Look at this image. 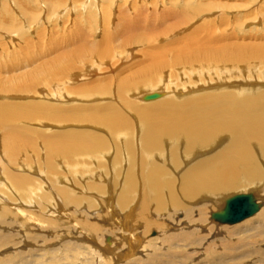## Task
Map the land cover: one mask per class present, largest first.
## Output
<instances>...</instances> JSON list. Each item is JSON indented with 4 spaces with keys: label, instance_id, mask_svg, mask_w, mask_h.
<instances>
[{
    "label": "rangeland",
    "instance_id": "374dc122",
    "mask_svg": "<svg viewBox=\"0 0 264 264\" xmlns=\"http://www.w3.org/2000/svg\"><path fill=\"white\" fill-rule=\"evenodd\" d=\"M125 1L117 0L113 7V0H110V4L105 0H99V3L91 0L90 5H88V0H0V115L12 116L6 123H0L2 126L0 127V174L2 171L14 175L20 174L38 180L44 185L43 191H39V194L31 199L34 205H26V207L14 201V203L11 201L6 203L4 198L11 199L0 189L2 191L0 196L4 199L3 201L0 197V201H3L0 202V217L1 211L4 210L2 208H10L11 211L24 208L32 212L36 210V213L45 216L46 220L56 222V229H53V225L52 228L46 229L45 225L39 226L35 222L24 224L23 221L28 217L25 216L18 219L16 225L12 223L11 226H0V264H106L110 262L105 252L103 255L106 247L113 250L114 254L121 255L133 242L138 243L139 239L141 243L136 252L138 254L135 253V255L144 259L153 252L149 251L150 249L145 251L143 248L145 242L151 237L160 236L161 230L154 229L144 234L143 223L134 225L135 219L131 218V211L135 208V204L124 212L115 208L113 202L122 191L123 176L129 168H133V165L124 162L116 165V157L120 155L116 145L118 134L111 132L107 127L111 122L104 123L103 120L98 121L94 117L103 113L102 109L106 110L107 106L114 105L115 108L122 110V116L129 121L128 129L132 135L137 131V122L132 113L125 109L123 102L129 100L140 106L150 105L145 103L144 98L151 94H148V91L142 92L147 86L152 90L162 87L156 100H160L159 97L161 100H177V98L188 96L194 97L193 95L196 97L205 94L213 95V93L219 94L223 91H234L237 87L264 90V61L255 54L257 49L264 48V0H198V4L194 0H142V3L137 0H127L128 5L124 4ZM189 1L197 7L194 12L183 9L182 3ZM176 3L178 6H172ZM98 8L102 14L101 18L97 12ZM131 18L144 19V28L134 25L137 29L134 30L132 27L133 29L128 30L124 21ZM159 18L163 19L160 25L153 24L155 21L158 23L156 19ZM133 20H130L131 25ZM105 21L106 23L110 21L117 29L115 33L110 30L111 28L104 27L103 29ZM142 21L139 23H143ZM207 22H213V28L199 27ZM236 23L242 27H238ZM197 27L199 29L195 30ZM146 33L154 37L150 38L152 42L146 45L137 43L141 38L139 36ZM221 33L231 34L232 38L218 42H214L215 38L210 39L206 47L215 48L214 46L218 47L228 43L235 48H247L242 55H239L243 58L242 60L230 61L228 59L225 61V66L232 71L229 76L219 75V72L216 74L217 71L211 74L210 71H204L197 66L199 72L203 73L191 75L196 70L191 69L194 65L169 66L168 62L174 61L176 52L174 48L175 50L172 49L174 53H168L170 46L167 44L171 41L197 44L200 40L207 41L206 38L209 35L211 38L217 35V40H219ZM164 36L165 40L162 39ZM172 50L170 52H173ZM159 53L163 55L160 65L164 68L163 64L166 63V67L160 71H153L150 66L155 58L160 57ZM116 54L122 56L116 57ZM236 55L238 54H233L231 57ZM89 67H92L89 76L80 80L81 82L74 81L72 84V75L85 76ZM179 69L183 71V76L178 71ZM148 74L162 75L164 81L157 79L159 76L151 79ZM127 81L136 93L122 94L120 89ZM246 84L252 89L247 88ZM97 86H102V90L96 91L95 89L94 94L91 93L86 98L72 94ZM55 96H59L60 103L54 102L56 99L52 98ZM38 104L64 109L77 108L80 109V115L84 113L88 118H83L84 121L79 116L72 115V121L59 124L53 117L45 116L40 112H31L30 107ZM1 106L4 107L1 109ZM7 106H10L11 110L6 111ZM19 108L21 112H18ZM64 132L71 133L73 140L75 139L73 143L71 142L72 153L69 157L63 155L65 157L55 156L56 158L52 159L48 156L47 146L43 140L45 137ZM118 133L123 134V129ZM78 134H83L85 137L96 134L94 137L100 135V138L109 136L111 140L109 149L114 152L111 154L109 151V155L103 158V166L106 165L104 169L99 166L100 164L94 163V159L88 156L84 147L79 146L80 143L76 139ZM10 137H12L13 147L18 145L11 158L6 151L7 148L5 149L3 145L4 138ZM125 137L123 136L121 140L125 141ZM225 139L221 135L214 144L216 147L211 145L209 148L197 150L198 158L189 160L177 173L172 165L174 169L169 168L170 164L166 163L167 161H165L168 166L166 169L175 174H171L173 178L179 177L178 175L183 173L189 165L192 166L197 161L210 158L221 151L228 144ZM164 143L165 141H163L165 153L171 149L176 152L180 150L177 152L179 155L185 153L179 143L168 146V150ZM137 148H139V143H137ZM137 157L139 158V154L136 152V169L139 171ZM43 158H46V161ZM89 162H92L94 166L91 168L92 173H87V176L83 177L79 176V178L78 174L81 175V169L88 168L87 163ZM155 162L159 163L156 158ZM5 166L9 170H5ZM21 166L29 168H21ZM50 166L54 170H51ZM262 166L264 167L263 163ZM120 169L121 176L116 177L115 172ZM36 170L38 172H35ZM57 176H60L61 182ZM0 177L2 180L5 178L1 175ZM90 186L96 188H90ZM97 187L101 191H98ZM57 189L66 190L74 199L81 198V205L65 203V200L57 194ZM41 193L52 196V200L39 199ZM236 195L240 194L236 193L233 196ZM14 200H17V197L14 196ZM91 201L93 206L90 204ZM199 203L203 204V201ZM201 204L186 205L196 208ZM171 212L173 210L169 209L167 213ZM155 216L152 212L150 219L157 217ZM183 216V210L176 215L178 218ZM162 217L167 218L165 212ZM10 222L9 218L6 223ZM22 222L25 228L20 226ZM90 224L96 231L101 230L99 235L93 229H88ZM215 225L217 226V223ZM132 236L135 237V241ZM223 237L224 235L220 233L217 238L220 241ZM211 241L214 242L213 237L209 238L208 243L195 256L194 261L187 264H201L206 258L203 250ZM93 249L98 255L92 254ZM117 261H113L112 264H126L127 262V260ZM256 261L253 260V263ZM248 263L253 264L251 261Z\"/></svg>",
    "mask_w": 264,
    "mask_h": 264
},
{
    "label": "bare ground",
    "instance_id": "6f19581e",
    "mask_svg": "<svg viewBox=\"0 0 264 264\" xmlns=\"http://www.w3.org/2000/svg\"><path fill=\"white\" fill-rule=\"evenodd\" d=\"M88 1V5H90L91 0ZM105 1L110 4V0ZM113 1L114 7L117 0ZM137 1L142 3V0ZM192 1H189L188 3H182V6L184 7L182 8L187 9L188 11L193 10L192 12H194V9L197 7ZM194 2H196V4L199 3L198 0H194ZM94 3H99V0H94ZM124 4L128 5L129 2L126 0ZM172 6H178V3ZM97 12L101 18L102 14L99 8ZM132 19L134 20L131 25L130 20ZM159 19H156L158 20V23L155 21L153 24L160 25L159 23L161 20L163 21V19ZM235 19L237 22L238 18L236 17ZM128 20L126 19L127 22L124 21L128 27V30L134 27V25L135 27L138 26V28H144V19L131 18L129 21ZM135 20L136 22H134ZM140 21L143 23H139ZM212 25H214L213 22H207L202 24V26L200 25L199 27L213 28ZM237 26L240 28L242 27L240 24ZM104 27H108L109 29L111 28L110 30H113L114 33L117 30L110 21L104 24L103 29ZM135 27L134 30L137 29ZM199 27L195 28V30L199 29ZM149 34L146 33L145 35L139 36L141 38L137 43H142V45L150 44L152 42L150 38L154 37L150 36ZM129 38L130 37H128V39ZM169 38L171 37L169 36ZM214 38V42L224 41V39H231L232 35L221 33L219 34V40H217V35L213 36L212 38L211 35H209L206 38L208 39L207 41L200 40L197 42V44H192L191 42L188 44H182L183 42L177 43L171 41V43L167 44L170 46L168 53H174L173 50L175 49L176 52L174 53V61L168 62L170 64L169 66L178 67L181 65H194V67L191 69L196 70L192 72L191 75L203 73L199 72V69L196 68L197 66L204 71H210L211 74L214 71H217L216 74L219 72V75L222 74L225 77L229 76L232 71L229 67L225 66V61L228 59H230V61L235 59L242 60L243 58H240L239 55H242V52L246 51L247 48H235L228 43L222 46L217 43V45L219 44L221 47H206L209 45L208 43H210L209 40ZM162 39L165 40V36ZM171 50L173 52H170ZM159 54L160 57L155 58L151 66L149 65L153 71H160L163 68L160 65L163 55L162 53ZM233 54L238 55L232 58L231 56H233ZM255 54L257 57H259V59L261 58L264 61V48L257 49ZM120 56L122 55L116 54V57ZM163 65L165 68L166 63ZM90 68L92 67L87 68L85 76L73 74L71 77L72 84L74 81L86 79L89 76ZM178 71H180V74L183 76V71H181V69ZM148 76L151 79H155L159 76V74L156 76L148 74ZM157 79L164 81V77H162V75ZM245 86H247V88H251L248 87L247 84ZM101 87L102 86H97L90 89L73 92L72 94H78L76 95L77 97L86 98L91 93L94 94L95 89L96 91L102 90ZM130 88L131 86L127 81L123 83L120 90L122 94L131 95V93L135 91ZM145 88L146 89L142 92L146 93L148 91V94H155L157 98L159 95L158 92L162 87L155 90H152L148 86ZM254 88L256 87L254 86ZM51 96L49 97L51 98ZM193 96L194 97L191 96L192 98L190 96L177 98V100H161L160 97V100H156V98L145 100V103L150 104L147 106H140L129 100L124 101L123 105L125 109L132 113L137 122V131L135 130V133L132 131V135L128 129L129 121H127V119L122 116V110L115 108L114 105L110 107L107 106L106 110L102 109L104 111L103 113L94 117L98 121L103 120L104 123L111 122L109 123V126L111 125V127L107 125L106 126L111 132L118 134V141L116 145L117 151L120 155L116 157V165L119 163L121 164V162L133 165V168H129L128 171L125 172V176H123L124 182L122 185V191L119 195H117V197H115L116 199L113 203L116 207H114L118 208V210H121V212H124L129 209L132 204H135V208L131 211V218L135 219L134 225L143 223L144 234H148V232H152L154 229L161 230L160 236L153 238L151 237L145 242L143 247L145 251L150 249L149 251L153 252L148 254V256L144 259L136 257L138 254L136 252L137 249H139L138 247H140L139 245L141 242L139 239L137 243L135 241V237L133 236L132 239L135 242H133L132 245H129L127 247L128 250L121 253V255L114 254L113 250L108 247L104 249V246L103 249L106 251H103V255L105 252V254H107L106 257H108V260H110L108 263L105 262L106 264H112L113 261L115 262L117 260L122 262L123 260H127L126 264H187L194 261L195 256L200 253V250L204 249V245L207 244L209 238L212 237L214 242L211 241V243L205 247V250H203V254H206V258L201 264H247V262L250 261L253 263V260H257L253 264H264V167L262 166V163L264 165V90H248L246 87H237L234 91H223L219 94H205L197 97L196 95ZM58 98L59 96H55L52 99H56L54 102H59L60 100H58ZM3 107L4 106H1V109ZM30 109L31 112H40L45 116H50L51 118L53 117L59 122V124L69 123L72 121V115L74 117L79 116L81 119L87 117L84 115V113L80 115V109L77 108L64 109L60 107L38 104L36 106L30 107ZM5 110H11L10 106H7ZM18 112H21L20 108L18 109ZM11 117L0 115V123H6ZM89 120L87 119V121ZM91 124L93 125V121ZM96 127L97 126L95 124V128ZM121 129H123V134L119 135L118 131H121ZM68 133H56L51 137L44 138L43 141L47 146V153L50 158H56L55 156H59L60 158V156L63 155H67L69 157V155L72 153V143L75 139L73 140L71 133ZM83 134H78L79 136L76 137L77 142L80 143L79 146L84 147L88 153V156L94 159V163L100 164L99 166L104 169L106 165L104 164L103 166V158L108 156L112 150L109 149L111 141L109 136L106 135L108 138H104V136L100 138V135L99 137H94L96 136L95 134L94 136L89 135L85 137ZM221 135L224 137V139H227L228 144L212 157L199 160L192 166L189 165L187 169L183 171V173L178 175L179 177L173 178L171 174L174 173H170V171H168L169 169H166L168 166H166L165 161H167L166 163L170 164L169 168L173 166L175 170H177V173L180 169H182L183 166L187 164L189 160L196 159L198 152L197 150H203L204 148H209L211 145H214ZM123 136H126L125 141L121 140ZM134 137L136 140L135 142ZM163 141H165L164 146L166 149L168 146L170 147L173 144L179 143L180 148L182 149L183 147L185 153L183 155H179L177 152L180 150L176 152L174 149H167L168 151L165 153L163 150ZM137 143H139V148H137ZM3 145L5 146V149L7 148L6 151H8V155L11 158L14 152L17 150L16 147L18 145L13 147L12 137L4 138ZM122 147L124 149V154H122ZM113 152L114 151H112L111 154ZM136 152L139 154V158L137 157L139 159V171L136 169ZM155 158L160 164L155 162ZM43 159L46 161V158ZM91 163L92 162L87 163V166H89L88 168L84 167L85 169H81L82 173H80L81 175L78 174V177L87 176V173H92L91 168L94 166H92ZM68 166L72 165L68 164ZM95 166L97 167V164H95ZM5 167V170H9L7 166ZM26 167L21 166V168ZM50 169L54 170V168L51 166ZM35 172L38 171L36 170ZM5 173L2 171L0 174L1 176L5 177L3 180L2 177H0V189L4 191L3 194H7V196L11 199L9 200L4 198L6 203L14 201L19 204H24L25 207L26 205H34L33 202H31V199L38 195L39 191H43L44 185L40 184L38 180L29 178L27 176L24 177L20 174V176L14 175L9 172ZM115 173H117L115 175L116 177H120L121 169ZM74 175L77 174L74 173ZM57 179L60 180V182L62 181L60 176H57ZM57 179L55 180L57 181ZM90 188L96 187L90 186ZM2 191H0V193ZM98 191H101L100 188H98ZM236 193L240 195H251L254 203L257 205V211L251 216L238 222L239 224H227L215 220L214 215L222 213L225 209L227 201L231 199V197ZM57 194L63 200H65V203L71 202L76 206L81 205V198L79 200L78 198L74 199L72 195H70V193L66 190L57 189ZM14 196L17 197V200H14ZM0 197L1 199L3 198L2 196ZM39 197V199L42 198L47 201L52 200V196L48 194L41 193ZM4 199L2 200L4 201ZM21 201H23V203ZM202 201L203 204L199 203ZM189 203L201 205L196 208H191V206L186 205ZM90 204L91 206L94 205L92 201ZM2 209L4 210L1 211L0 226H11L12 223L16 225L18 219L28 216L26 220L23 221L24 224L26 222L27 224L30 222H35L39 224V226L45 225L47 227H45L46 229L52 228V225L53 229H56V222L54 223L52 220H46L44 218L45 216L39 215L36 213V210L32 212L30 210H25L24 208H16V211H14V209L11 211L10 208L6 207ZM169 209H172L173 212L167 213ZM180 210H183L184 216L182 218L176 217ZM44 211L45 210H43V212ZM152 212L157 217L155 216L156 218L150 219ZM164 212L167 215V218L165 219L162 217ZM9 218L11 222L6 223ZM23 222L20 223V226L25 228ZM214 222L217 223V226ZM88 229H93L96 231L94 226H91V224L88 226ZM100 231L101 230H97L96 233L99 235ZM220 233H222L224 237L223 240L219 241L217 237ZM87 237L89 238L90 236ZM232 239L235 241L233 242ZM218 244L219 246H217ZM165 249L167 252L164 251ZM92 254L95 256L97 253L94 250V252L92 251Z\"/></svg>",
    "mask_w": 264,
    "mask_h": 264
},
{
    "label": "water",
    "instance_id": "95a60500",
    "mask_svg": "<svg viewBox=\"0 0 264 264\" xmlns=\"http://www.w3.org/2000/svg\"><path fill=\"white\" fill-rule=\"evenodd\" d=\"M156 95L146 96L145 100L155 99ZM257 211L251 195H237L229 199L222 213L215 214L214 219L227 224L238 223Z\"/></svg>",
    "mask_w": 264,
    "mask_h": 264
}]
</instances>
